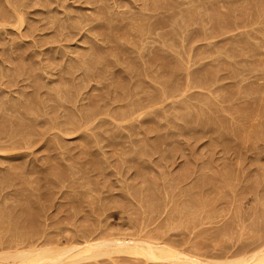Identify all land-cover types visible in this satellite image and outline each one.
<instances>
[{
  "label": "rangeland",
  "instance_id": "obj_1",
  "mask_svg": "<svg viewBox=\"0 0 264 264\" xmlns=\"http://www.w3.org/2000/svg\"><path fill=\"white\" fill-rule=\"evenodd\" d=\"M120 238L264 248V0H0V264Z\"/></svg>",
  "mask_w": 264,
  "mask_h": 264
},
{
  "label": "bare ground",
  "instance_id": "obj_2",
  "mask_svg": "<svg viewBox=\"0 0 264 264\" xmlns=\"http://www.w3.org/2000/svg\"><path fill=\"white\" fill-rule=\"evenodd\" d=\"M180 218H182V217H180ZM227 224H229V222H227ZM226 226H229V225H226ZM228 231H229V229H228ZM224 233H226V230ZM157 239H158V237H157ZM146 240L147 241L149 240L150 242H145V243L144 242H136V241L122 239V238L115 239L114 241H105V242H101V243L100 242L99 243L88 242L86 245L84 244L85 246L83 245L84 247L81 249L80 248L79 249H66V250H63L60 252L57 251L58 249H54V248L52 249L51 247H50L51 249H49V248L47 249V247H46L45 248L46 251H40L41 248L37 249L36 248L37 245H35V247H33L32 250L30 249L31 251L29 250L27 252L25 251V252L19 253L17 250V252H16L17 255L15 253L12 254V256H14V257L9 258L11 255H9L8 257L7 256H5V257H6V260L9 258L7 260L8 262L13 259L14 263L17 262L16 264H58V263H61L65 260H69V259H73V258H77V257H85V259L89 260V259H97L100 257L102 258L105 256H109L113 253H116V254L117 253L118 254L123 253V254L135 256V258L139 257L138 259L143 258L144 261H146V262L166 263V264H169V263H171V264H174V263H180V264H264V248H262L261 250L255 252L249 256H245L241 259H237L236 261L228 260L226 262H222V261H220V262H217V261L216 262H206V261L197 259L195 257H190V256H186L182 253H177V252L172 250L173 248L170 249L171 247L169 248L168 244H166L168 246L167 247L164 243H163L164 244L163 245L160 243L151 242L152 239H148V238ZM153 240L155 241L156 239H153ZM160 241H161V239H159V242ZM263 245H264V243H263ZM31 248H32V246H31ZM254 250H255V248H254ZM238 252H240V251H238ZM193 253H195V252H193ZM5 255H7V254H5ZM223 255H221V257ZM0 256H2V255H0ZM2 260L5 261V258H3ZM208 261H211V260H208ZM10 264H12V263H10Z\"/></svg>",
  "mask_w": 264,
  "mask_h": 264
}]
</instances>
